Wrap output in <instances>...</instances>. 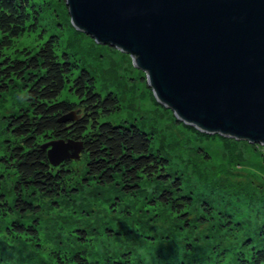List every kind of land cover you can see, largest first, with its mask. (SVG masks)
<instances>
[{
  "label": "trees",
  "instance_id": "trees-1",
  "mask_svg": "<svg viewBox=\"0 0 264 264\" xmlns=\"http://www.w3.org/2000/svg\"><path fill=\"white\" fill-rule=\"evenodd\" d=\"M57 1L66 12V0ZM50 14L47 6L35 0H0V100L14 88L22 91L23 99L18 106L2 113L8 136L4 141L5 150L0 154V211L2 214L7 210L18 214L6 231L17 233L18 237L27 232V238L38 240L36 227L41 224L40 214L49 208L54 209L49 212V217L52 216L51 213H55L63 201L77 198L89 185L95 186L97 191H104L105 187L116 190L120 196H130L134 201L142 197V202H147L145 207L139 208L142 211L151 205L152 211L156 212L154 207L160 203L180 216L189 212L195 197L200 194L203 198L198 207L204 210L203 214L194 216V222L188 215L182 217L185 228H195L212 220L216 214L220 222L209 226L219 232L211 230L204 236L197 234L192 242L185 243V247L192 250L194 245L200 244L207 254L212 239H215L216 245L222 247L219 253L230 257L224 263L219 262L224 257L217 258L218 264H264V214H259L258 224L235 221L231 224L222 212L217 215L214 193H229L235 190V185H217V181L212 180L204 188L200 187L192 174L185 170V165L174 160L175 146L164 141L156 142L157 134L146 129L138 119L112 118L111 115L119 111L120 98L113 89L108 91L97 87V70L91 65L98 64V52L89 50L85 54L72 39L71 48H77L84 55L82 58L90 57L91 67L81 65L67 51H58L61 40L57 32L45 38L36 49L16 48L20 55L3 53L4 48L13 45L15 38L27 28L37 27L41 19L50 20ZM84 35L92 38L89 34ZM196 132L201 134L198 130ZM54 139L81 142L82 167L78 168L71 159L52 164L42 145ZM253 143L260 146L264 163V144ZM8 173L13 176L10 184L6 181ZM197 179L204 183L199 177ZM258 197L251 194L248 198L256 202ZM206 202L209 206H205ZM124 214L127 224L122 222L115 229L111 228L106 232L108 236L121 239L126 234H134L135 231L129 229L131 211H124ZM27 217H32V223L23 221ZM91 218L82 214L75 218V223L86 225ZM228 224L231 225L226 226ZM95 231L92 228L85 231L77 226L70 234L72 239L69 238L67 243L61 237L54 239L52 243L56 248L48 251L49 258L40 257L35 264H50L49 261L94 264L86 249L90 241L86 242L90 238L88 232L94 235ZM59 233L63 234L60 230ZM146 237H142L139 243L145 242ZM243 245L250 250L251 257L247 256ZM132 252L128 247L117 253L116 250L105 252L96 264H130ZM207 258L201 264L211 261L210 256ZM17 259L22 262L20 257Z\"/></svg>",
  "mask_w": 264,
  "mask_h": 264
},
{
  "label": "rangeland",
  "instance_id": "rangeland-1",
  "mask_svg": "<svg viewBox=\"0 0 264 264\" xmlns=\"http://www.w3.org/2000/svg\"><path fill=\"white\" fill-rule=\"evenodd\" d=\"M35 1L48 7L51 13L50 20L41 19L37 27L27 28L24 33L15 38L13 45L4 48L3 53L20 55L16 52V48L36 49L45 38L57 32L61 40L58 51H67L72 58H77L81 65L90 66V57L82 58L84 55L77 48L72 49V39L85 54L89 50L96 54L98 52V64L91 65L97 70V87L108 91L113 89L120 98L119 111L111 117L116 120L138 119L146 125V129L157 134L156 142L164 141L175 146L174 160L185 165V170L190 175L192 174L193 180L200 187L204 188L212 180H216L217 185L224 183L235 185L236 187H233L235 190L229 193H214L217 215L222 212L231 224L234 221L259 223V214H264V163L260 157V146L257 143H255L256 146L244 138L201 130L178 119L173 110L164 105L154 94L147 82V71L135 65L133 56L129 52L112 46L102 47L100 45L102 43L84 35L83 31L71 23L68 8L65 12L64 6L57 0ZM4 95L5 97L0 100V154L5 150L4 141L8 136L4 129L2 113L23 102L22 91L19 88L10 89ZM149 126L154 127L156 131ZM71 160L78 168L82 167L81 154ZM6 177V181L10 184L13 176L8 173ZM197 177L204 183L200 182ZM251 194L260 198L258 197L259 199L257 198L255 202L253 198H248ZM201 198L203 195L198 194L189 212L180 216L160 203L154 207L156 212L152 211L153 206L151 205L148 210L142 211L140 209L147 204V202H142V197L140 200L136 199L137 202L130 196H120L116 190L105 187L104 191H97L95 186L89 185L81 190V195L77 198L69 202L63 201L61 207L55 213H51L52 216L49 217V212L54 209L49 208L40 214L41 224L36 227L38 240L27 238V232L20 237L17 233L7 232V226L15 217H18V214L11 213L9 210L6 214H2L0 211V264H35L40 257L48 259L50 256L48 251L56 248L52 243L54 239L61 237V240L67 243L69 238L72 239L73 236L70 234L77 226L85 231L86 228H92L93 232L96 230L94 235L88 232L89 239L85 238L86 243L90 241L86 249L89 250L88 256L94 264L105 252L111 253L116 250L117 253L119 249L125 250L126 247L133 250L129 257L130 264H201L203 260L209 259L207 258L209 256L211 261L207 264L224 263L230 257L219 253L222 247L216 245L215 239H212L207 254L202 251L204 246L200 244L199 246L194 245L192 250L185 247V243L192 242L197 234L204 236L207 231L213 230L209 225L215 224L216 221L220 222L217 219L218 216L214 214L212 220L200 223L195 228H185L182 217L188 215L190 221L194 222V216L203 214L204 210L198 207ZM206 205L209 206V203L206 202ZM71 208L74 209V213ZM124 211H131L132 223L129 229L134 230V234L131 236L126 234L121 239L108 236L106 232L126 221ZM82 214L92 217V221L87 222L89 224L86 225L80 222L75 223V218ZM24 220L30 223L33 221L32 217ZM58 226H61V229H58ZM122 228L126 227L122 226ZM59 230L63 234H60ZM213 231L214 233L219 232V230ZM141 236L147 237L145 242L139 243ZM242 247L247 252V256L251 257L246 245ZM18 257L22 259V262L17 259ZM222 257L225 259L216 261L217 258ZM49 263L57 264L56 261L55 263L49 261Z\"/></svg>",
  "mask_w": 264,
  "mask_h": 264
},
{
  "label": "water",
  "instance_id": "water-1",
  "mask_svg": "<svg viewBox=\"0 0 264 264\" xmlns=\"http://www.w3.org/2000/svg\"><path fill=\"white\" fill-rule=\"evenodd\" d=\"M71 23L129 52L178 119L264 144V0H66ZM49 161L82 143L42 145Z\"/></svg>",
  "mask_w": 264,
  "mask_h": 264
},
{
  "label": "bare ground",
  "instance_id": "bare-ground-1",
  "mask_svg": "<svg viewBox=\"0 0 264 264\" xmlns=\"http://www.w3.org/2000/svg\"><path fill=\"white\" fill-rule=\"evenodd\" d=\"M62 161H64V160H62Z\"/></svg>",
  "mask_w": 264,
  "mask_h": 264
}]
</instances>
